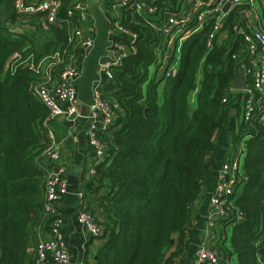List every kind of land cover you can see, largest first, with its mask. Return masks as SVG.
Returning <instances> with one entry per match:
<instances>
[{
	"label": "trees",
	"instance_id": "trees-1",
	"mask_svg": "<svg viewBox=\"0 0 264 264\" xmlns=\"http://www.w3.org/2000/svg\"><path fill=\"white\" fill-rule=\"evenodd\" d=\"M70 1L60 0L58 27L43 24L39 15L31 17L27 31L17 33L15 0H0V264H32L28 245L48 223L46 170L37 158L51 144L43 126L50 110L33 95L31 86L42 78L29 61L35 66L56 53L65 57L71 47ZM234 21L230 15L227 22ZM124 26L137 40L114 84L106 86L123 115L112 135L113 157L95 167L109 182L107 193L97 199L106 222L95 264H180L176 258L184 259L192 247L194 203L227 148L232 114H240V93L229 90L236 74L235 48L227 51L218 37L206 50L205 29L183 44L177 75L160 86L148 77L153 30L140 17ZM37 35L43 36L42 47L36 45ZM241 129L257 131L247 140L246 180L234 201L242 222L234 227L217 222L214 230L229 241L237 264H257L264 222V128Z\"/></svg>",
	"mask_w": 264,
	"mask_h": 264
},
{
	"label": "built area",
	"instance_id": "built-area-1",
	"mask_svg": "<svg viewBox=\"0 0 264 264\" xmlns=\"http://www.w3.org/2000/svg\"><path fill=\"white\" fill-rule=\"evenodd\" d=\"M100 2L109 23L110 46L107 50L111 55L98 66V80L92 86L93 104L87 106L85 117L80 114V101L73 83L81 76L95 38L86 0L69 2L66 15L70 19L68 25L71 47L65 57L60 58L56 53L50 60L42 59L35 66L28 60L29 67L35 73L40 72L42 78L39 83L31 86V90L50 110V116L43 126L51 141L50 146L37 158L38 165L44 166L46 170L43 212L48 223L46 235L35 240L32 264H71L63 233L64 216L57 207V203L68 193V181L66 170L60 162V149L52 145L54 138L51 124L73 125L85 118L87 144L96 166L113 157L112 135L118 128L117 122L123 113L111 96L112 90L106 86L114 84L115 73L121 72L123 59L128 55L125 49L129 48L130 53L135 49L137 35L124 26V22H132L136 17L142 18L153 30V58L148 66V77H154L160 86L177 75L174 70L179 68L183 44L205 29L206 50L212 48L213 41L218 37L227 51L235 48L231 58L236 63V69L242 71L245 86L239 91L233 90L231 86L229 89L240 93V114L234 116L235 131L232 134L237 138L230 137V145L228 144V151L217 171L216 189L209 199L208 208L209 218L212 220L210 223L225 221L234 227L242 222L241 213L237 211L234 201L246 180L244 160L247 155V140L257 131H242L241 126L259 125L264 128V0ZM60 7V0H15L17 23L13 32L27 31L26 25L31 17L39 15L43 24H59ZM117 9L123 12L122 17ZM230 15L235 16L232 24L227 22ZM113 16L116 18L113 19ZM71 20L75 25H72ZM204 59L205 56L201 58V65ZM56 60L57 66L54 67L56 64L53 62ZM200 79L201 73L198 71L196 83ZM193 93H197V89ZM225 100L223 99L224 102ZM85 197V193H78V212L75 217L84 228L87 238L91 239L100 236L102 227L89 210V200ZM221 238L212 226L208 227L205 240L196 245L189 264H237L229 241ZM258 240L257 264H264V222Z\"/></svg>",
	"mask_w": 264,
	"mask_h": 264
},
{
	"label": "crops",
	"instance_id": "crops-1",
	"mask_svg": "<svg viewBox=\"0 0 264 264\" xmlns=\"http://www.w3.org/2000/svg\"><path fill=\"white\" fill-rule=\"evenodd\" d=\"M86 1L88 3L91 0ZM101 1L106 2L108 0ZM91 22H93L92 19ZM91 32L93 34V31ZM36 38L42 41V44L39 46L42 47L43 36L37 35ZM196 95L197 93H195L194 96L192 94L190 97V107L192 109L196 107ZM232 117H234V115H232ZM61 124L62 125L56 127L51 126V131L54 138L52 145L60 149V162L66 170L68 181V193L57 203L58 210L64 216V238L68 244L71 264H95V252L104 242V238L102 237L103 229L100 236L91 239L87 238L84 228L78 224L75 217L78 212V193L82 192L83 194H86L85 198L89 200V208H91L100 227L105 228L104 224L106 222V216L103 208L98 205L97 199L107 193L109 182L98 176L96 172L95 174L93 173L96 164L93 161V157L87 144L85 135L87 124L85 118L79 119L73 125ZM231 125H234V121ZM230 137L232 136L228 135L225 139V145L227 148ZM227 148L224 152L222 151L218 155L214 164L213 173L206 180L200 196L194 203L193 209L196 218V229L193 235L192 247L188 254L189 258L185 262L186 264L190 263L196 245L205 240L207 228L212 226L216 229V226L218 227L217 222L210 223L212 220L209 218L210 209L208 208V202L216 189L217 171L222 164L223 156L228 151ZM214 224L216 226H214ZM45 235V229H37L35 231V237L28 245L29 261L32 259L35 240Z\"/></svg>",
	"mask_w": 264,
	"mask_h": 264
},
{
	"label": "water",
	"instance_id": "water-1",
	"mask_svg": "<svg viewBox=\"0 0 264 264\" xmlns=\"http://www.w3.org/2000/svg\"><path fill=\"white\" fill-rule=\"evenodd\" d=\"M100 1L91 0L86 5L88 14L93 21L95 38L93 46L84 62L81 76L73 83L77 90V98L80 101L79 111L82 117L86 116L87 106L93 104L92 86L93 82L98 80V66L104 63L107 57L111 55L107 50L110 46L108 36L109 23L102 12ZM54 26L58 27L59 24H54ZM125 52L129 54L130 49L126 48ZM231 88L236 91L245 88L242 71L239 68L236 69V74L231 82ZM44 163L46 164L47 161Z\"/></svg>",
	"mask_w": 264,
	"mask_h": 264
},
{
	"label": "rangeland",
	"instance_id": "rangeland-1",
	"mask_svg": "<svg viewBox=\"0 0 264 264\" xmlns=\"http://www.w3.org/2000/svg\"><path fill=\"white\" fill-rule=\"evenodd\" d=\"M117 11H118V14H119V16L120 17H122V14H123V12L120 10V9H117ZM108 16H110V14H107ZM116 17L115 16H113V19H115ZM42 44V41L40 40V39H37L36 40V45L37 46H40ZM54 59H57L56 58V56H54ZM53 63H57V60L55 61V62H53ZM57 66V64L56 65H54V67H56ZM178 73V68H175V70H174V74L176 75ZM192 94H193V96H194V94L195 93H193L192 92ZM190 102V101H189ZM233 115V114H232ZM233 131H235V126L234 125H231V127H230V130H229V135L231 136L232 134H233ZM214 226H216L215 224H214ZM216 230L218 231V227L216 226ZM229 231H231V227H230V229H228V234H230V232ZM216 232V231H215ZM169 253H171V250L168 252V254ZM188 258H189V255L188 256H186V257H184V259H182V258H180L179 257V259L178 258H176L177 260H179V262H180V264H186V263H184L183 261H187L188 260Z\"/></svg>",
	"mask_w": 264,
	"mask_h": 264
}]
</instances>
